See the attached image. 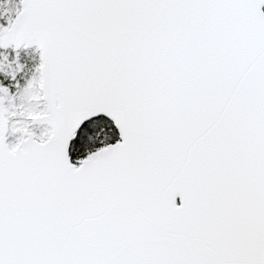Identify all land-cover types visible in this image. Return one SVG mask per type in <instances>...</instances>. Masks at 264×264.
Returning <instances> with one entry per match:
<instances>
[{
    "label": "snow or ice",
    "instance_id": "6c2138e0",
    "mask_svg": "<svg viewBox=\"0 0 264 264\" xmlns=\"http://www.w3.org/2000/svg\"><path fill=\"white\" fill-rule=\"evenodd\" d=\"M0 264H264V0H0Z\"/></svg>",
    "mask_w": 264,
    "mask_h": 264
}]
</instances>
